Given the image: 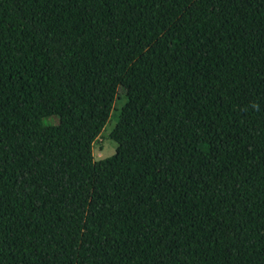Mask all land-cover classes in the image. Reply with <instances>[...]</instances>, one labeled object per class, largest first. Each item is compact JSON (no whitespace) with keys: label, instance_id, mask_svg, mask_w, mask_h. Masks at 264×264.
<instances>
[{"label":"trees","instance_id":"trees-1","mask_svg":"<svg viewBox=\"0 0 264 264\" xmlns=\"http://www.w3.org/2000/svg\"><path fill=\"white\" fill-rule=\"evenodd\" d=\"M0 264H264V0H0Z\"/></svg>","mask_w":264,"mask_h":264},{"label":"rangeland","instance_id":"rangeland-1","mask_svg":"<svg viewBox=\"0 0 264 264\" xmlns=\"http://www.w3.org/2000/svg\"><path fill=\"white\" fill-rule=\"evenodd\" d=\"M126 95L123 87H118L116 97L113 102L112 110L109 117L101 129L100 133L92 142L93 159L103 158L115 151L116 142L109 137V132L117 121V117L121 107L126 102ZM61 117L59 115H51L42 117L41 124L57 123Z\"/></svg>","mask_w":264,"mask_h":264}]
</instances>
